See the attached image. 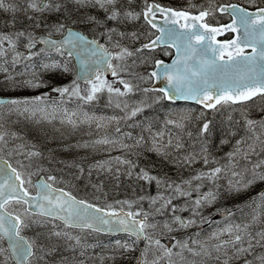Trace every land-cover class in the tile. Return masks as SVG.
<instances>
[{"label":"rangeland","instance_id":"obj_1","mask_svg":"<svg viewBox=\"0 0 264 264\" xmlns=\"http://www.w3.org/2000/svg\"><path fill=\"white\" fill-rule=\"evenodd\" d=\"M17 1L22 0H4V7L0 8V52H3V55H0V96L8 95L13 96L14 99H24L34 98L43 93L45 99L39 106L30 105L29 111L27 112L23 111L22 106L19 111L16 110L15 106L11 105H6L3 108H0V132L5 133V142L0 143V156L12 159L16 163L15 165L26 174V177L31 181V184L39 175L45 174L48 177H53L54 179L52 180L71 186L68 184L66 178L58 176L60 172L59 170L64 166L71 167L79 164L85 165V168L81 169L79 173H87L88 181L98 180L102 177L101 174L104 173L111 174L114 177L124 176L134 180L141 179L140 177L143 173H146V170L142 167L143 170H140L139 173L135 170L132 162H137V158L143 157L146 153L145 145H143L145 142L142 140L144 137L141 139L136 137L131 140V136L125 134L118 135L117 129H121L118 118L115 116L113 110L104 111L101 103L96 106V110L88 109L84 106L73 105L75 103H71V97L77 101L80 99L78 96H72L69 94L61 96L58 92L53 91L54 88L73 86V82H75L74 79H71V84L66 82L68 77L73 78L69 63L65 66L60 62L62 71H56L57 75L49 73V71H47L48 68L44 65L39 66V68H36L35 70L32 69L31 71H25L24 73H19L14 70L13 63L24 59V54L28 53L26 49L29 48L28 45L30 39L33 41L34 35L44 33L42 30L37 31V27L40 25L35 23L34 16H29L32 11L38 13L37 15H41V12L34 11L31 8L14 10ZM116 1L117 0H115V3ZM150 1H164L175 8H178L179 6L185 7L184 5H186V3L187 7L197 8L198 5H202L205 7L218 8L221 4L227 3L228 1H239L249 8L264 5V0H254V2L253 0H147L146 4H149ZM36 2L40 3V0H37ZM57 2L71 4L68 5L67 8L64 7L63 15H76L82 13H85L86 15L89 11H98L101 8L100 5L96 3V0H84L83 3H80L81 8H76L74 6L76 0H54L52 3L47 2L50 7L43 13L50 15L52 12H59V10L56 9ZM30 3H32V0L29 1V4ZM129 3L130 6H136V0H119V4H123L121 10L122 13L132 10ZM85 15H83V18ZM64 18L57 22H53V29H57L59 25H63L62 20ZM108 21L112 25V28L108 27L109 29L103 30L98 28V26H91L89 32L94 36H102V39H106L107 45L115 51L116 55L122 48H127L135 54L132 57H126L123 60H114L112 66L116 68L118 73L117 76L112 75L111 77L101 75L99 76V80L97 79L92 82L99 84L100 81H107L112 84L113 88H120L121 90H125L123 85L119 82L121 79L130 83L133 87L143 86L145 83H150L151 77L148 74L150 69L153 68L154 61L159 59V57L166 60L171 59V51L166 49L162 50V53L150 52L139 55L138 52H136V49L148 39V36L143 33V31L146 30L145 25L137 24L132 19L125 21L123 18L122 20L117 19ZM19 33H24V35H18ZM133 33L135 34L134 36ZM3 37H7L8 39H2ZM9 41H11V43ZM18 53L21 55H17ZM46 64L48 67L51 65V63ZM50 77L55 78V80L50 83L53 85L52 88H50L49 83H46L45 85L41 84L42 86L38 88L23 86L25 81L38 83L36 81L39 79L43 78L47 81ZM140 77H145V79H141ZM53 83L67 85L57 86ZM75 84L79 85L80 96H87L88 91L92 87L91 82H75ZM98 94H100V92L96 94V100ZM220 107L211 112V116L207 118L206 122L208 125L210 122L209 119H213L217 114H219L217 116H221L219 120L225 121L231 120L232 118L234 119V116H237L239 113H245V117H241L242 122L244 121L243 123H246L247 120L264 121V99L259 98L243 105H228L225 106V109ZM193 108L194 107H189L188 109L193 110ZM185 109L187 110L186 107ZM228 111L233 117L227 115ZM172 112L176 113L177 111L174 109ZM73 113H75V115H73ZM184 113H179V115L176 116H178V125L185 133L190 128L188 125H190V120L194 111L189 110L185 115ZM238 117L239 116L235 117V120ZM69 118L74 121V123H69ZM127 121L128 119H126V122ZM233 124L238 127L242 126V123L238 124L237 121L235 123L233 121V123L230 124V127ZM135 125V123H132V126ZM123 127H126V124H124ZM258 129L260 131H258ZM258 129H256V132L264 136V128H261L260 124L258 125ZM234 133L235 129L233 128L231 129L230 135ZM143 136H145V134ZM181 138L171 136L169 139H165V141L161 143V148L165 150L170 148L172 153L177 156L180 154V149H176L175 151L174 144L175 142L179 143V139ZM226 138H224L223 141H225ZM102 140H107L108 143H97V141ZM159 140L160 138L156 139V141ZM262 141L264 140L255 138L252 142V146L249 147L250 149L247 148L243 150L249 149V153L251 154L253 149L254 151L257 150V147L262 149L264 148V143H261ZM156 143L159 144V142ZM147 146L148 145H146V148ZM237 148H239V151L237 152L239 158L248 155L245 151L241 152V146H238ZM31 152H38L40 154L37 156H30L29 154ZM237 153H235L234 158H232L233 161L231 164L233 166H231L229 171L227 169L228 172H226L225 165L217 167L221 169V175H216L218 177V182L223 183L224 193H227L226 191L237 193L235 189H237L242 183L240 182L242 179L239 175L240 166H238L239 158ZM193 154L195 156L197 155V153ZM117 158H119V160H117ZM133 158L134 161H132ZM121 161H128V163H122ZM196 164H200V160L191 162L190 169L192 172ZM188 165L189 164L187 163L186 166ZM32 168H34V170H32ZM197 171L198 170L195 171V175ZM245 189L246 187L243 186L238 191L242 192ZM190 190L189 187H178L174 190L172 188L166 189V197L164 198V195H162L165 204L164 209H161L160 212L145 211L140 214H147L148 223L157 225L154 229L150 228L151 234H149V236L152 237V240L176 239L179 232L200 229L203 225L201 222H204L206 220L205 218L199 223L194 222L190 224L187 230L179 228L178 224L173 223L177 214H181L182 209L185 210V208H187L186 205L189 204L186 202L187 195L189 193L193 195ZM98 192V187H91L89 193L90 195H96ZM247 196H249V194H247ZM105 198H103V200L107 203ZM226 199L222 200L221 198L222 204L226 203ZM132 203L133 199L131 201V204ZM262 203L263 201L261 200L257 205L260 206ZM126 204H130V200H126L124 205L126 206ZM181 204L182 206H178ZM8 208L14 213L23 214L24 206L21 204L13 203L10 204ZM202 209L205 210L208 208L203 207ZM194 210H199V208ZM231 210H233V208ZM189 217L193 219L192 215H189ZM257 217L258 225L264 227V210L258 211ZM31 219H36V217H31ZM214 219L218 220L216 216ZM212 220L213 219L209 221ZM217 222L220 223L221 220H218ZM53 223L57 226L54 229L55 231L67 232L73 237H78L80 244L77 245L75 239L69 240L64 236L50 237V232L53 230ZM165 223L170 224L173 230L169 231L164 228ZM160 232L162 234H160ZM210 232L211 235H213L211 230ZM23 234L29 237V239L36 240L37 246L42 248L44 253L51 250V254L45 255L44 260L40 261L39 264H114L113 262L116 264H124L123 259L125 254L130 255V250H124V248L120 246L124 245L123 242L118 241L111 247V251L103 250L105 247L101 246L100 248L103 252L92 253L91 246L88 245V243H85L87 237L83 235L78 236L77 233L69 231V229H66L56 221L50 222L45 227L37 228L33 226L26 229ZM233 235L234 234H232V236L225 235V237L219 239L225 241L229 238H234ZM162 240V244L166 245ZM245 245H247V243L243 246ZM44 253L39 254L43 255ZM150 254L151 251L148 252L147 257L145 258L148 264H152L153 260L161 257L155 253L151 256ZM119 257L120 260H117ZM174 257L175 253L173 252L171 258ZM33 259L35 264V258ZM161 261H163V259H160V264Z\"/></svg>","mask_w":264,"mask_h":264},{"label":"snow or ice","instance_id":"obj_2","mask_svg":"<svg viewBox=\"0 0 264 264\" xmlns=\"http://www.w3.org/2000/svg\"><path fill=\"white\" fill-rule=\"evenodd\" d=\"M76 2L83 3L84 0H76ZM96 3L99 4L101 8H105V5H114L115 0H96ZM2 7H4V0H0V8ZM49 7L50 5L44 2V0H40V3H37L36 0H32V3L29 4V8L37 12H44ZM230 7L234 22L227 27L230 31L242 32V35H238L236 39L230 41L228 44L214 48L211 41L214 35L220 33L221 29L210 28L206 23H201L197 26V22L202 21L204 17L209 14L208 12H201L199 16L190 17L185 12L164 9L159 5L147 6L146 10L143 12V17L153 28H157V25L153 22L155 20V10L157 9L162 14L167 15L170 13L169 18L165 20V24H176L178 22L176 18H183L185 21H191V24L185 23L183 27L187 31L179 34L172 30L157 28V31H160L162 35L157 36L156 40L152 41L150 44H144L141 49H136V52H140L143 49H152L156 46L157 41L162 40L164 35H168L169 39L173 37L176 39L182 37L186 38L189 41V44L186 46L187 48L191 47L190 41L195 38L198 43H202L200 51L205 56L209 50L212 53L211 58L204 59L202 57L197 64L189 66L187 59L190 57L183 58L182 62L180 45H176L177 59L173 61L172 65H165L162 61H156V68L159 71H153L150 77L162 78L167 81V88L159 89V91L164 92L165 96L172 98L173 95L179 94L184 99L195 100L197 103L205 104V106L209 108H214L217 104L221 103L228 104L231 102L235 104L251 100L255 96L264 98V8H258L255 12H247L244 9L238 8L236 5H231ZM56 9L59 10L58 5ZM105 10L107 11L106 8ZM227 10L228 9L225 8L221 9V11ZM120 15L121 13L119 11L113 9L108 19L117 20ZM123 15L126 18L135 20L139 18L140 14L129 11L125 12ZM93 19L94 18L90 17L89 22H92ZM237 20L239 21L238 25ZM63 27V25H59L57 30ZM201 28L205 31L201 32ZM192 29H195V31ZM18 35L22 36L24 33H19ZM134 35L133 33V36ZM2 39L8 38L3 37ZM9 42L11 43V41ZM43 42L56 50L63 47V44H58L55 41L45 40ZM65 43H71L73 47H76L78 43L96 45L93 52L95 53L98 50L101 53V60L112 69L113 76H117L118 73L116 68L111 65L110 60L113 58L123 60L135 54L127 48H122L115 57H112L111 54L107 52V49H104L102 45H98L97 41H86L85 37L71 31L68 32V39ZM33 46L34 43L30 39L28 47L31 48ZM246 48H251V54H245L244 50ZM0 55H3V52H0ZM17 55L21 54L18 53ZM225 56H227V59L224 58ZM45 67H48V65H45ZM140 78L145 79V77ZM97 79L99 80V76H97ZM119 82L123 85L126 92L121 91L120 88H113L112 84L107 81H100L99 84L91 82L92 87L88 91L87 96H80L79 85L75 84V82H73V86L54 88L53 91L58 92L61 96L65 94L78 96L85 101L94 100L96 94L103 91L105 88L110 95L115 93L117 96H124L133 91V86L127 81L121 79ZM23 86L38 88L42 85L32 81H25ZM153 90L155 89L145 88L144 92L147 93ZM44 99L43 96L24 99H0V108L11 105L15 106L16 110L19 111L22 106L23 111L27 112L29 111L30 105L39 106L43 103ZM209 101L212 102L206 103ZM116 106L119 107V103H117ZM136 111H139V109L133 111L132 115H135ZM73 115H75V113H73ZM68 122L74 123L70 118ZM246 123L249 130H252L253 126L258 122L247 120ZM259 124L261 128H264V121L259 122ZM208 128L209 125L205 123L202 131L207 132ZM117 131H119V129H117ZM257 139H259V137H257ZM4 142L5 133L0 132V143ZM97 143H108V141L102 140L97 141ZM239 143L238 141L237 144L239 145ZM261 143H264V141ZM237 151H239V148H237ZM39 154L38 152H31L29 155L37 156ZM229 155L231 156L233 154L230 153ZM117 160H119V158H117ZM121 162L128 163V161ZM3 163L7 166L0 167V264H34L33 258H35V264H39L40 261L44 260L45 255L51 254V250L44 253V250L37 246L36 240L27 238L23 233L26 229L33 226L37 228L45 227L55 220H60L66 228H78L81 230L90 229L93 231H126L137 240L143 238L149 241L148 248L155 246L162 253V256L157 260H153L152 264H160V259L164 258H168V264H171L170 258L173 255L172 247L162 244L160 239L152 240V237L146 233V229H154L157 227V225L147 222V214H144L143 220L133 219L129 222L117 212L106 211L105 209L88 204L85 201H78L62 190H54L50 184L45 182L36 185L37 195L32 197L24 188L26 181L21 178V173L8 164L7 161ZM205 163H207L206 159ZM261 164H264V161H262ZM256 167H260V165L258 164ZM220 172V168L214 169L211 174H207L208 179H213L214 176ZM255 175L254 173V176ZM140 178L145 180L154 179L153 177H149L147 173H143ZM48 179L52 180L54 178L49 177ZM259 179L264 180V174H259ZM17 181H19V183H16ZM27 183L31 184V181L28 180ZM248 183L250 184L252 181ZM57 192H59V194H57ZM209 198L212 200L215 199L213 193L209 192L202 197L204 201L210 203L211 200ZM260 199L264 201V193L261 194ZM12 202L27 205L23 210V214H14L8 210V206ZM200 203V199L195 201L197 207L200 206ZM108 207L111 208V205ZM126 215L132 216L133 214L127 213ZM136 215H139V213ZM31 217H36V219H31ZM113 217L117 218L115 223L123 227L113 228ZM253 219L255 220L256 218L253 217ZM173 223L178 224L179 227H187L194 223V221L189 220L185 222L179 217H175ZM101 225L108 227L104 228L101 227ZM56 227L57 226L53 223V230L50 232V237L64 236L69 240L75 239L76 244H80L78 237H73L67 232L55 231L54 229ZM247 227L248 225H244L242 229L240 225H230L222 229L220 234L227 232L232 236L233 231H235L236 234L234 238L216 244V251L220 252L225 246L231 245L237 257L244 254H251L254 248L253 240L255 238L249 235L247 239L248 246L244 247V237L239 234L242 230L247 229ZM164 228L169 231L173 230L171 225L167 223L164 224ZM213 235L217 236L218 234L214 233ZM256 237H259V239H256V244L264 247V231L257 232ZM5 244L7 246H5ZM176 245L182 249L187 248L189 251H192V249L188 247L187 242L181 243L177 241ZM120 246L125 248V250L130 248V245L127 244ZM148 248L141 254L140 264H148V262L143 259ZM39 253L44 254L40 255ZM194 254L199 255L200 253L196 252ZM217 259H219V257H217ZM256 259L260 264H264V256H258ZM223 264H228V260L225 259ZM245 264H253V262L246 261Z\"/></svg>","mask_w":264,"mask_h":264},{"label":"flooded vegetation","instance_id":"obj_3","mask_svg":"<svg viewBox=\"0 0 264 264\" xmlns=\"http://www.w3.org/2000/svg\"><path fill=\"white\" fill-rule=\"evenodd\" d=\"M201 9L202 7L192 8L191 12H197ZM209 16L210 17L208 18L210 22H220L221 16L223 15L218 12H214L209 14ZM224 16L225 19L229 18L227 15ZM254 173L259 174V171L256 170ZM254 173H245L246 176L241 178L242 180L240 182L242 183L239 189L247 185L245 186L246 189L242 192L237 191V193L229 191L224 193L223 183H219L218 178L208 180L196 179L193 181L196 188L193 195H187L186 201L189 203L186 205L189 209H182L181 214H177V217L185 222L192 219L189 215H192V221L195 223L201 222L203 218L206 220L201 222L204 227L201 226L199 230L195 229L193 231L179 232L176 239L170 240L172 241L170 247H172V252L175 253V257L170 258L171 264H223L225 259L228 260V264H245L246 261H252L253 264H260L256 257L264 256V247L256 244V239H259V237H256V233L264 231V227L262 225H258L257 216L258 211L264 210V201L260 206H258L257 203L261 201L260 196L264 193V183H262L263 181L261 182L258 177H255ZM249 181H252V183L249 184ZM209 192L213 193L215 196L214 200L209 198L211 200L210 203L202 199V197L207 195ZM247 194H249V196H247ZM221 198L222 200L226 199L225 204H222ZM197 199L201 200L199 207L195 204ZM178 206H182V204ZM203 207H207L208 209L203 210ZM196 208H199V210H194ZM232 208L233 210H231ZM215 216L218 220H221L220 223L217 222L218 220L214 219ZM253 217L256 219L254 220ZM211 219L213 220L209 221ZM230 225H240L242 229L244 225H248L247 229L242 230L239 234L244 237L243 245L247 243L249 235L255 238L253 240L254 248L251 254H244L237 257L234 253V249L229 245L222 248L220 252L216 251L215 245L223 241V239L219 238L225 237V235L230 236L227 232L220 234L221 230ZM179 228L187 230L189 226ZM210 230L213 234L216 233L218 235H211ZM149 232L150 228L147 229L148 234ZM160 234L162 233L160 232ZM232 234L235 236V231H233ZM162 241L163 243H169L168 241H165V239ZM177 241H180L181 243L187 242L188 247L191 248L192 251H189L187 248H180L176 245ZM247 246L248 245H245L244 247ZM196 252L200 254L195 255L194 253ZM151 255H153V253H151L150 256ZM217 257H219V259H217ZM163 262L168 264V258H164Z\"/></svg>","mask_w":264,"mask_h":264},{"label":"trees","instance_id":"obj_4","mask_svg":"<svg viewBox=\"0 0 264 264\" xmlns=\"http://www.w3.org/2000/svg\"><path fill=\"white\" fill-rule=\"evenodd\" d=\"M63 15V13H61ZM103 96L105 94L103 93ZM162 96H158V94L153 93L152 91L149 92H141L139 94H126L124 96H117L114 95L112 98L116 102L109 103L110 107H107L106 110H110L112 108H115L116 112H120L124 109L125 104L124 102H130V104L133 105V107L137 109H141L140 111H137V115H142L144 118H146L150 123H152L153 126L159 125V123L164 124L170 121L168 119L167 115V109L169 108L167 102L162 99ZM132 100V102H131ZM99 101H102V96L99 97ZM117 103H119V107H117ZM166 106V107H165ZM199 113H204L203 111L199 110ZM194 114H198L197 110L194 111ZM239 116L236 120L235 117ZM234 116V119L225 121V120H219L220 117H215V119H209L210 124L207 132H203V125L207 122V118L198 119V126L195 127V133L192 134L191 130L189 133L183 134V144L186 146H191L192 143H195V141H199L200 143L204 142L208 136H210L211 133H214L213 141L218 144V142H222V139L224 137L230 138L229 136L231 134V129H235L236 132H239L235 137L245 135L249 131V128L246 123H243L241 120V117H245V113H239L238 115ZM196 120V118H193ZM237 121L238 124L242 123L241 127L234 126V124L230 127V124H232ZM196 124V123H195ZM192 125V121H191ZM257 127L254 126L253 129H256ZM252 129V130H253ZM229 136V137H228ZM231 143H229L230 145ZM224 145V143H223ZM167 153L170 154L169 151ZM155 154V156H154ZM186 154L181 153L180 156H185ZM149 156V160L147 163L151 164L150 168L147 169L149 174H157V175H163L164 171L167 174L170 173V167H172L173 163H176L177 161L174 158H177V156H169L166 157V155L158 150H154V153H151ZM171 158V159H170ZM140 163V164H138ZM146 163V162H145ZM144 162H137L136 168L139 169V165H145ZM172 172L174 175L176 174V169H172ZM61 175L63 177H68V180L71 184V188L75 193H79L82 195H85L84 197H87L89 200H94L105 206L112 204L114 201L117 206H122L124 202H126L127 198L131 196V187L132 183L130 181V178L127 177H114L111 174H101V178L98 180H92V182L86 181L85 175H77L75 173V169H72L71 171H67V169L61 171ZM130 185V188H129ZM91 187H98L99 192L96 195H89L90 188ZM149 196H152V191L147 192ZM83 197V198H84ZM109 199H107V198ZM103 198L106 199L107 203L104 202ZM100 200L103 202H100ZM109 206V205H107Z\"/></svg>","mask_w":264,"mask_h":264},{"label":"water","instance_id":"obj_5","mask_svg":"<svg viewBox=\"0 0 264 264\" xmlns=\"http://www.w3.org/2000/svg\"><path fill=\"white\" fill-rule=\"evenodd\" d=\"M229 8L230 7H226L225 9L231 10ZM245 11H247V10H245ZM255 11H257V9L253 10V11H247V12H255ZM156 12L161 13L158 9L155 10V13ZM165 16L166 17L163 18V19L155 18V20L153 22L157 25V28L172 30L173 32H175L177 34L184 33V32L187 31L184 27L183 28L178 27V23H176V24H172V23L165 24V20L169 18L170 13L167 14V15L165 14ZM176 19L178 20V18H176ZM233 22H231L229 25H232ZM238 23H239V21L237 20V25H238ZM199 24H201V23L197 22V26ZM227 26L228 25L221 26V27L209 26L210 28L221 29L220 33L214 35V37H213V39L211 41L212 46L214 48H218L221 45H225V44L229 43V42L220 43V42L216 41V36L223 35L227 31H230ZM192 30L195 31V29H192ZM69 31L82 35L83 37L86 38V41H97V40L88 38L82 32H80V31H78V30H76L74 28H67L66 29V34L62 38L54 39V38H48L46 36H42V37L39 38V42H41L42 44H46L43 41L51 40V41L57 42L58 44H63L62 50L64 52L71 53V55L73 56L74 63L76 65V74H77V77H78L79 80H82V81L91 80L92 78H94L96 76V74L99 71H103L104 73H107V74L111 73L112 69L109 68L108 65L103 63V61L101 60V53L98 50L95 53L93 52V49L96 48V45H92V44H88V43H78L76 47H73V45L71 43H65V41L68 39V32ZM200 31L203 32L205 30L201 28ZM235 33H236V37L234 39H236L238 35H242V32H235ZM161 35L162 34L160 32V34L158 36H161ZM154 40H156V38ZM190 43H191V47L187 48L186 46L189 44V41L186 38L182 37L180 39H176L175 37H173L172 39H169L168 35H164L162 37V40L157 41V44L154 47H157V46H170V47H172L175 50V55H174V57H173L171 62H163L162 61L165 65H172L173 61L177 59V47H176V45H180V55L182 57V62H183V58L190 57V58L187 59V63L189 64V66H193V65L197 64V62L200 61L202 57L204 59L211 58L212 53H211L210 50L207 52L206 56L200 51L202 43H198L195 38H193L190 41ZM46 45H48V44H46ZM98 45H101V44L98 42ZM246 49H251V48H246ZM109 54H111V53H109ZM247 54H251V52L247 53ZM111 56L113 57L112 54H111ZM154 71H159V70L157 68H155ZM154 88L155 89H166L167 88V81H165L162 78L155 77ZM168 100H173V101L180 100V101H189V102L197 103L195 100H192V99H184L179 94L173 95V97L172 98H168ZM211 102L212 101H209V102H206V103H211ZM199 104H201V103H199ZM202 105L205 106V104H202ZM207 108H209V107H207ZM4 161H7V163L10 164L8 162V160L0 158V167H6L7 166V165H5L3 163ZM41 182L47 183L43 176L39 178V180L37 181L36 185L41 183ZM16 183H19V181H17ZM52 188L54 190H62V189L55 188L53 186H52ZM62 191L66 192L64 190H62ZM57 194H59V192H57ZM30 196H32V195H30ZM32 197H35V196H32ZM78 201H81V200H78ZM117 213H119L120 216H122L123 218H125L129 222L132 221L130 216L126 215L129 212L124 211V210H120ZM112 219L114 221V223L112 225L113 228L123 227V226L119 225L118 223H115V221L117 219L116 217H113ZM101 227L107 228L108 226L101 225ZM99 232L111 233V234L126 233V231H116V230H113V231H99Z\"/></svg>","mask_w":264,"mask_h":264}]
</instances>
